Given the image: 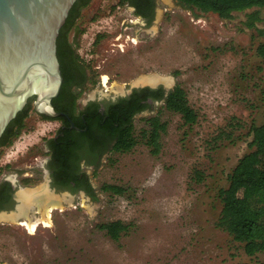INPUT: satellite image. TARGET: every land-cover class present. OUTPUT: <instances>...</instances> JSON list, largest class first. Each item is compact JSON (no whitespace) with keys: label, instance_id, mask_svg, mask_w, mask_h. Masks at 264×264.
<instances>
[{"label":"rangeland","instance_id":"rangeland-1","mask_svg":"<svg viewBox=\"0 0 264 264\" xmlns=\"http://www.w3.org/2000/svg\"><path fill=\"white\" fill-rule=\"evenodd\" d=\"M77 25V52L99 82L90 93L123 95L143 76L171 78L166 87L180 85L186 91L199 121L188 128L180 115L163 110L161 120L168 127L159 155L139 139L131 152L111 155L91 175L96 187L120 186L123 194L101 192L96 201L81 197L63 204L52 213L51 226L40 225L35 234L0 222V264L263 262L264 255L248 257L216 223L222 209L218 192L248 152L251 125L264 124V63L256 52L264 42V11L223 20L185 9L176 0H157L155 19L148 25L119 0H92ZM162 107L158 103L154 114L139 116L136 131L145 125L142 118ZM233 117L245 124L236 138L245 139L212 149V138ZM54 129V123L32 114L20 136L0 149V176L17 177V169L30 173L26 166L45 153L42 140ZM195 171L203 174L201 183L193 180ZM45 184L43 179L29 189ZM113 221L130 225L118 243L98 229Z\"/></svg>","mask_w":264,"mask_h":264},{"label":"trees","instance_id":"trees-1","mask_svg":"<svg viewBox=\"0 0 264 264\" xmlns=\"http://www.w3.org/2000/svg\"><path fill=\"white\" fill-rule=\"evenodd\" d=\"M121 4L127 5L134 10L135 16L141 18L148 25L152 24L157 8V0H119ZM183 8L190 10H198L204 13H213L223 20H232L235 13H243L256 9L264 11V0H176ZM92 0H78L70 11L67 23L70 22L66 37L69 31L78 26L82 12L86 9ZM254 18V17H253ZM258 18H254V20ZM253 20V19H252ZM251 27L253 24H250ZM98 42V38L95 43ZM72 47V46H71ZM71 52V53H70ZM70 67L80 73L83 77L82 86L87 83L91 84L90 89H94L98 80L94 78L79 56L77 49L72 48L70 51ZM257 55L264 63V42L257 47ZM63 66L64 83H70L72 77ZM90 75V76H88ZM75 99L77 98L74 96ZM149 100L163 102V107L158 115L152 118H143L144 127L140 132L136 131L135 116L139 113L150 109ZM168 111L173 114L180 115L183 124L188 128H193L199 121L198 113L191 107L186 91L176 85L167 93L160 88L152 90L144 88L135 90L133 94L119 100V103L112 108V112L105 126H96L89 121L91 128L92 149L97 147H105L102 152L110 145V150L115 154H125L131 152L142 139L151 149V154L159 155L162 149V135L167 132V124L162 122V111ZM25 114H18L17 117L9 124L6 131L0 139V148H6L13 143L14 139L20 136L25 128ZM48 119V118H45ZM92 124V125H91ZM85 128L86 125L80 126ZM245 124L239 119L233 117L224 129L212 138L210 146L216 150L224 142L231 145L237 140H243V136H237L244 129ZM248 152L239 159L237 165L228 175V186L221 188L218 192V198L221 202V212L216 223V227L227 233L234 243L239 244L244 253L251 258L258 255H264V124H252L247 134ZM98 139V141H96ZM63 152L58 158V168L64 171L71 165L68 162L71 151H67L66 147L57 148ZM71 156V157H72ZM59 172V171H58ZM203 174L195 171L193 180L196 183L203 181ZM74 175L70 176L73 180ZM68 182V181H67ZM35 184L36 182H32ZM102 192H109L115 195H121L125 189L115 185H103ZM88 191L92 192L88 186ZM106 235L115 242H120L124 234L130 230V225L122 221H113L102 223L98 226ZM256 264H264L258 262Z\"/></svg>","mask_w":264,"mask_h":264},{"label":"flooded vegetation","instance_id":"flooded-vegetation-1","mask_svg":"<svg viewBox=\"0 0 264 264\" xmlns=\"http://www.w3.org/2000/svg\"><path fill=\"white\" fill-rule=\"evenodd\" d=\"M69 24L70 22L67 23L66 20L56 39V56L63 83L58 95L52 99L51 105L60 116L57 118H49L37 114L34 106L36 97L28 99L24 108L18 113L25 114V112H28V117L25 121L32 118V114H35L44 121L54 123V135L42 140L46 151L42 153V155L38 153L39 155L34 157L36 161L34 165L26 166V168L31 171L30 173L23 172V169H17L19 172L17 177L13 175L0 176L1 216L11 217L19 215V205L21 201L18 200V198L20 199V193L24 190H39L38 195L41 196V198L39 197L41 203L51 198H59L60 202L64 205L76 199L81 200V197L88 198L90 201H96L99 194L102 192V187L98 188L93 184L91 175H94L103 164L109 161L108 159H110V156L115 153L110 150V145L107 146L104 152H102V150H104L106 146L103 148L97 147L95 150L92 149L91 140L95 138L91 137L92 134L89 121L95 126L98 123L100 126H105L112 112V108L119 103V100L130 97L135 90L144 88L157 90L162 88L167 93L164 85H160L156 88L150 87L149 85L133 87L125 94L116 96H109L108 94H102L100 92L90 93L99 86V82L94 89H90L91 84L89 83L82 86L83 77L80 73L75 71L73 67H70V51L72 48L76 50L79 27L76 26L71 29L68 37H66ZM63 64L64 67L66 66L65 70L68 71L72 77L71 82L67 84L64 83ZM74 96L77 98L75 99ZM158 103L163 104V102L149 100L148 104L151 108L136 115L135 121L141 115L154 114L155 106ZM158 113L147 118L155 117ZM82 125H86V127L81 128L80 126ZM96 141H98V139ZM60 147H66L68 152L71 151V153L74 154L73 156L67 154V156H69L68 162L71 165L67 166L64 171H60L57 166L58 158L63 155V152L57 149ZM71 175H74V179L67 180L70 179ZM43 179L46 180L44 186L36 190L29 189L34 188L32 182H41ZM88 186L91 188L92 192L88 191ZM20 216L23 220L25 219V215ZM28 216L30 218H37L40 216L37 205H34L33 208L29 210Z\"/></svg>","mask_w":264,"mask_h":264},{"label":"water","instance_id":"water-1","mask_svg":"<svg viewBox=\"0 0 264 264\" xmlns=\"http://www.w3.org/2000/svg\"><path fill=\"white\" fill-rule=\"evenodd\" d=\"M77 1L0 0V138L32 97L37 114L60 116L51 105L63 83L56 39Z\"/></svg>","mask_w":264,"mask_h":264},{"label":"bare ground","instance_id":"bare-ground-1","mask_svg":"<svg viewBox=\"0 0 264 264\" xmlns=\"http://www.w3.org/2000/svg\"><path fill=\"white\" fill-rule=\"evenodd\" d=\"M104 82L105 83L107 82V77L104 78ZM172 82L173 80L171 78H167V77H163L159 75H151V76L141 77L139 79L138 84L146 85V86L149 85L152 87H156L159 84H164V86L166 87V86H170ZM117 90L123 91L121 87H118ZM38 191L24 190L23 192H21L20 193L21 205H20L19 215H16V217L15 216L6 217V216L0 215V222H12L14 224H18L19 226L26 228L31 234L34 233L40 225H44L45 227H50L52 213L56 209L57 210L63 209V204L60 202L59 198H58L59 200L56 198H51L50 200L45 198L46 201L41 203L40 202L41 199H39V197L41 198V196L38 195ZM71 202H68V203H71ZM37 204L38 206H41L39 207L41 209L39 210L40 216L37 218L36 217L30 218L28 216V212L29 210L33 208L34 205H37ZM20 215H25L24 217L25 219L19 221L18 216Z\"/></svg>","mask_w":264,"mask_h":264}]
</instances>
